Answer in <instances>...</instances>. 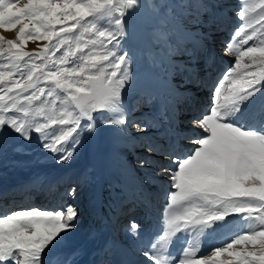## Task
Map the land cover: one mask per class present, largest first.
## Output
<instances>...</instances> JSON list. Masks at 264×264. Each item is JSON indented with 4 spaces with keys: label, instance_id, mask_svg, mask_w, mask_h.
I'll list each match as a JSON object with an SVG mask.
<instances>
[{
    "label": "snow or ice",
    "instance_id": "snow-or-ice-1",
    "mask_svg": "<svg viewBox=\"0 0 264 264\" xmlns=\"http://www.w3.org/2000/svg\"><path fill=\"white\" fill-rule=\"evenodd\" d=\"M120 4L119 15L110 22L111 26L99 29L95 24L86 22L85 18L110 13L113 0H86V3H78L77 0H63V3L59 0H27V3L0 0V26L9 29L19 26L20 41L8 42L11 67L7 72L0 71V109L13 107L24 110L23 105H17L18 100L23 98L31 103L40 101L41 97L53 98L46 102L54 107L56 100L61 99L57 89L67 93L59 114L48 115L46 123L33 125L12 116L5 118L0 115V136L11 129L29 140L30 129L34 128L47 151L54 155L61 154L57 162L68 164L82 145L81 134L96 131L94 112L99 110L116 114V118L101 121L106 126L128 123L121 111L122 89L130 75L128 54L120 53L119 37L125 35V10L141 5L140 0H120ZM260 7L264 10V0H260ZM258 23L264 26V15L259 17ZM78 25L82 31L73 41L68 33ZM245 28H250L251 32L243 33L245 39L241 41L242 44L253 41L259 31L251 23L246 24ZM29 31L36 35H28ZM90 33L92 37L85 39V35ZM235 35L240 36L241 32ZM61 36L63 39H59ZM33 38H43L49 42L43 46L47 59L42 66L25 62L27 72H23L21 62L25 57L33 59L37 52L30 55L23 50L22 42ZM54 39L56 43L52 44ZM161 39H166L165 33H161ZM65 44L69 47L58 61L49 55V52L54 55L52 49L59 50ZM90 45L91 50L85 53ZM233 48V44H226L225 54L232 52ZM73 57L79 60L76 67H63ZM246 57L251 64L244 63ZM189 61V64L177 63L176 71L187 73L194 80L199 69L196 57L191 53ZM53 64L59 65V69L49 71ZM17 73L19 78H12ZM225 81L229 95L221 100L220 93ZM218 84L219 87L214 89L212 106L193 122V127L199 128L202 134L196 143H192L195 146L191 152L181 156L149 146L145 148L146 158L141 159L138 166L144 168L149 165L147 157L153 155L175 165L167 175L160 170L161 166L156 168V175L166 177L170 185L166 203L168 231L164 237L181 230L202 229L232 214H243L253 223L258 221L256 230H252L250 224L244 234L237 235L223 247H216L211 256L195 258L194 251L190 253L185 249L178 264H264V131L246 128L234 120L248 101L264 89V40L260 41V46L254 44L240 52L234 66ZM68 105H73L78 112L74 115ZM39 111L43 114L44 109ZM260 112L261 118H264V100L260 102ZM253 115L255 117L254 112ZM81 118L86 122L82 124ZM57 126L59 131L56 130ZM50 128L51 132L48 131ZM147 131V125L136 127L138 133ZM68 145L70 147H66ZM68 194L74 197L76 189H71ZM80 215L78 207L69 204L56 210L31 207L0 217V264H46L48 253L65 235L78 228ZM128 229L129 234L136 238L140 225L130 221ZM236 245L242 247L236 250ZM147 247L148 250L141 255L150 264H176L152 252L156 248L155 243L150 242ZM223 253L235 259L225 261L221 259ZM77 254L76 249H69L57 264H76L73 257Z\"/></svg>",
    "mask_w": 264,
    "mask_h": 264
},
{
    "label": "bare ground",
    "instance_id": "bare-ground-1",
    "mask_svg": "<svg viewBox=\"0 0 264 264\" xmlns=\"http://www.w3.org/2000/svg\"><path fill=\"white\" fill-rule=\"evenodd\" d=\"M230 18L227 15L217 17L221 28L214 24L210 29L213 33L208 35L209 43L203 44L205 49L203 46L198 49L196 65L199 74L194 80L187 73H178L174 66L175 69L170 68L168 76H159L150 64L133 72L122 89L124 93L135 95L134 104L125 105L123 103L127 101L121 102V111L128 123L115 125L112 129L96 126L94 133L88 132L83 150H77L78 154L73 155L76 160L72 158L68 164L58 163V156L61 155L58 153L52 161L42 165L33 162L28 167L12 172L0 170V217L31 207L56 210L69 204H75L81 213L78 228L65 235L58 247L48 253L46 264H57L69 249L78 252L73 257L76 264H150L141 255L148 250L150 242L156 244L152 252L178 264L185 249L190 253L194 251L195 258L205 252L211 256L216 247H223L233 239L230 237L231 240L224 243L223 237L215 239L217 230L200 236V229L195 228L169 233L164 237L168 231L169 212L166 211V203L170 185L166 177L156 175V168L161 166L160 170L167 175L175 165L153 155L147 157L149 165L144 168L138 166V162L146 158L145 148L149 146L183 156L189 154L195 146L192 143L200 139L201 130L193 127V122L209 110L214 98L212 81L229 63L219 57V48H215L212 37L223 36L227 28L235 26V21L229 22ZM137 30L133 23H128L125 35L145 51L153 53L155 49L151 40ZM160 56L163 58L162 54ZM182 58L187 60H183V64L190 63L189 57ZM168 59L176 62V66L181 62L177 58ZM172 70L180 78L174 80ZM180 82H184V86H180ZM225 96L221 95L220 99L223 100ZM149 97L154 98V110L151 113L145 107L141 108ZM140 102L142 104L139 106ZM181 103L185 110L179 115ZM193 106H196L197 113L194 112L192 117L190 112ZM112 118H116L115 113ZM234 120L246 128L264 131V118L258 115L255 106L242 111ZM138 125H147L148 131L136 132ZM21 147V154H25ZM73 188L76 189L74 197L68 194ZM130 221L140 225L136 238L129 234ZM229 226H233L229 230L230 235L234 231H247L250 224L240 222ZM257 227V224H251L252 230ZM132 231L135 232V229ZM64 244H67L66 247ZM240 247L234 246L236 250ZM221 259L227 261L235 258L223 253Z\"/></svg>",
    "mask_w": 264,
    "mask_h": 264
},
{
    "label": "rangeland",
    "instance_id": "rangeland-1",
    "mask_svg": "<svg viewBox=\"0 0 264 264\" xmlns=\"http://www.w3.org/2000/svg\"><path fill=\"white\" fill-rule=\"evenodd\" d=\"M59 2L63 3V0H59ZM77 2L86 3V0H77ZM21 3H27V0H21ZM140 5V7L133 8L131 10H125L126 14L124 17V30H126V25L128 23H133V26L139 29L137 30L138 32H141L142 34L144 33L151 40L150 42H152L151 44L155 51L153 53L145 51L141 48L140 45H137L136 43L129 40L126 35L120 36L119 51L121 54H128V70L130 75L134 74L136 71L144 69L146 65L150 64V66L157 70V74L159 76H168V74L171 72L170 68H173V66L176 68V62L174 63L168 58H177L181 62L183 60V62H187V60L182 58V56L189 57V53H191L196 57L198 49L201 48L203 44L209 43L210 38H208V35H211L213 33V31L210 29L214 27V24H216L219 29L221 28L219 26L220 23L217 17L219 18L222 15H227L231 17L229 22L235 21V26L229 29L227 28V32L223 36L217 38L212 37L215 48H219V57L222 58L223 62H229L228 64H226L220 74L215 75L214 80L211 84V89L214 91L216 87H219L218 81H220L223 76L228 74L230 69L234 66V60L239 55V53L245 51L247 47L253 46L254 44L260 46V41L264 40V26L258 23L259 17L261 15H264V10H262L260 7V0H140ZM120 8V0H113V5L110 13L103 12L94 14L93 16L86 17L85 20L86 22L95 24L99 29L110 27V22L119 15ZM241 13H244V15H241ZM197 17H199L198 19L200 23H196V21L198 20ZM84 22L85 21H82V23ZM248 23H251L254 27L259 29V31L257 33V37L254 38L253 41H249L247 44H242L241 41L245 39L242 32H251L250 28H245V25ZM242 25H244L243 28L245 30L241 28ZM57 27H59V25ZM18 31L19 26H17L15 29H9L0 26V37H3V39L0 40V50H3L0 51V71L7 72L11 67L9 53L7 52V49L9 48L8 42H20ZM81 31L82 29L78 25L77 28L68 33V35L73 38V41H75V38L80 35ZM238 31H242V35L236 36L235 33ZM161 33L166 34V39H161ZM28 35H36V33L33 31H29ZM92 35L93 34L91 33L86 34L85 39L91 38ZM218 38H221V40H218ZM59 39H63V37L61 36L59 37ZM238 40L241 41L239 42ZM22 43L24 51L29 52L30 55L33 52H37V54H35L34 58L31 60H29L28 57H25L24 62H21V70L23 72H27L25 62L28 65L33 62L41 66L44 65L47 59V53L44 52L43 46L49 42L47 40H44L43 38H33L26 39ZM51 43L55 44L56 40L54 39ZM229 43L233 44L234 48L232 52L225 54V45ZM68 47L69 46L65 44L64 47L60 48L59 50L52 49L51 51H54V55L52 52H49V55H52L53 59L58 61V59L64 54V52L67 51ZM91 47L92 46L90 45L89 49H85V53L87 51H90ZM109 47H111V45H109ZM204 47L205 46H203V48ZM185 49H187L188 52ZM161 54L163 58L160 56ZM148 60L151 62H149ZM78 63V58L73 57L70 58V62L66 65H63V67L71 69L72 67H76ZM244 63L251 64V61L246 57ZM59 67V65L53 64L50 65L48 70L56 71L59 69ZM176 73L177 72L175 70H172V78L174 80L180 78V76ZM12 78H19V73H17L16 76ZM224 83L225 87L221 89L222 94L220 93V96L224 94L226 96L229 95V90L226 85L227 82L225 81ZM184 84V82H180V86H184ZM49 86H51L50 83ZM57 92L60 94L61 99L56 100L54 107L46 102L53 98L41 97L40 101H32L31 103L24 101L23 98H21L17 101V105H23L24 110H18V108L9 107L7 110L0 109V115H4L5 118L12 116L18 121H28L33 123V125L37 123H46V117L48 115L59 114L60 110L63 107V98L67 96V93L63 92L62 90L57 89ZM262 100H264V89H261L260 92L256 93V95L253 96L250 101H248L247 105L242 108L241 112L255 106V110L257 109L258 115L260 116V102ZM123 101H127L126 103H123L125 105H127V103L132 105L136 102L135 95L133 96L129 93L127 94V92H122L121 102ZM145 103V105H141L142 103L140 102L139 106L141 105V108L145 107L148 110L147 112L149 113L153 112L154 98L149 97L148 102ZM123 104L121 103V106ZM179 105L180 107L178 109V114L181 115L182 113H184L185 108L182 107L184 106V104L181 103ZM211 106L212 103L210 104V107ZM41 108L44 109L43 114H41L39 111ZM68 108L69 110L73 111L74 115L78 112V110L75 109L73 105H68ZM195 108L193 106V109L191 110L192 112H190L191 115L194 114V112L197 113ZM93 115L95 118L96 126L110 129L115 127V125L106 126L101 122L104 119L112 118L113 112L98 110L94 112ZM193 116L194 115H192V117ZM85 122V119L81 118V123L83 124ZM56 130L59 131V126H57ZM257 130L259 131V129ZM48 131L51 132V128ZM30 134L31 139L25 140L20 134L13 132L11 129H8L3 136H0V170H9L10 172H12L13 170L28 167L33 162H37V164L42 165L44 163L52 161L55 155L44 148V142L41 141L40 134L36 133L34 131V128L30 129ZM79 138L82 141V145L79 146L77 150H83L88 140V132L82 133ZM14 146H18V148L15 149ZM19 147L24 148L23 151H25V154H21L22 151L19 149ZM66 147H70V145ZM77 150L75 152L76 155L78 154ZM73 159L76 160V158ZM220 208L222 209L223 205H221ZM240 222L258 225V221L255 223L248 221L247 219H245L243 214H232L222 221H214L211 225L203 226L202 228L204 230L200 229V236H204L205 233H213V230H217L215 239L218 240L223 237V242H229L231 238L234 239L237 235L245 233V231L239 233L234 231L231 232L230 235L228 234L230 233L229 230L233 227L232 225H236ZM229 224L232 226L231 228ZM227 225L228 227H226ZM65 245L67 244H64V246ZM205 253L198 256L197 258L208 255Z\"/></svg>",
    "mask_w": 264,
    "mask_h": 264
}]
</instances>
